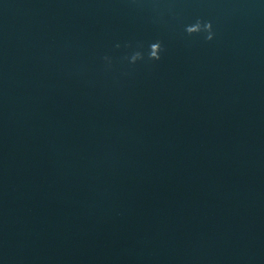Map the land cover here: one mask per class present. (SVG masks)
<instances>
[{"label": "water", "instance_id": "water-1", "mask_svg": "<svg viewBox=\"0 0 264 264\" xmlns=\"http://www.w3.org/2000/svg\"><path fill=\"white\" fill-rule=\"evenodd\" d=\"M0 264H264V0H0Z\"/></svg>", "mask_w": 264, "mask_h": 264}, {"label": "clouds", "instance_id": "clouds-1", "mask_svg": "<svg viewBox=\"0 0 264 264\" xmlns=\"http://www.w3.org/2000/svg\"><path fill=\"white\" fill-rule=\"evenodd\" d=\"M185 32L189 35H203L205 41H212L215 38V32L213 30V24L211 21H204L197 19L195 23L186 25ZM119 47V45H117ZM163 51L162 45L159 41L150 44L148 59L150 61H158L161 59V52ZM105 60H109L108 57H104ZM143 53L140 51L135 52L129 58L130 63L135 64L139 60H143ZM110 63V61H109Z\"/></svg>", "mask_w": 264, "mask_h": 264}]
</instances>
